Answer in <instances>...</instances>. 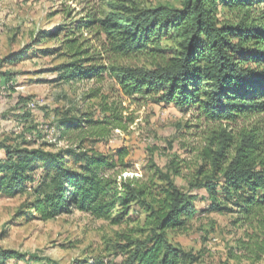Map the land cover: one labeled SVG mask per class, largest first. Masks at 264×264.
Returning <instances> with one entry per match:
<instances>
[{
	"label": "trees",
	"instance_id": "1",
	"mask_svg": "<svg viewBox=\"0 0 264 264\" xmlns=\"http://www.w3.org/2000/svg\"><path fill=\"white\" fill-rule=\"evenodd\" d=\"M103 3L105 8L88 14L82 24L68 25L70 34L58 51H66L71 62L54 71L66 81L108 78L126 97L195 109L200 120L220 124L202 154L209 170H196L186 191L165 174L159 173L164 186L154 182L158 173L147 182L126 176L131 165L124 162L125 148L102 154L85 149L82 137L86 132L105 137L104 125L123 129L121 112L115 109L102 121L66 113L57 127L76 145L50 151L0 144V195L22 194L38 170L34 200L23 204L27 213H35L29 217L46 222L78 211L115 225L130 224L129 213L139 204L149 231L141 230L142 237L121 236L124 264H202L170 243L168 232L183 230L201 213L236 212L237 222L248 223L264 213V0H183L180 8L153 9L128 0ZM220 12L228 17L220 19ZM66 29L43 37L57 38ZM82 31L88 38L81 37ZM170 40L174 48L164 46ZM28 101L19 98V103ZM97 125L100 132H92ZM171 171L181 174L176 165ZM202 201L207 206L197 208ZM242 247L252 263L264 256V240ZM24 258L0 249V264ZM91 264L109 263L94 259Z\"/></svg>",
	"mask_w": 264,
	"mask_h": 264
},
{
	"label": "rangeland",
	"instance_id": "2",
	"mask_svg": "<svg viewBox=\"0 0 264 264\" xmlns=\"http://www.w3.org/2000/svg\"><path fill=\"white\" fill-rule=\"evenodd\" d=\"M140 9L159 5L180 8L183 0H128ZM105 8L103 0H0V144L50 151L77 144L61 137L57 122L68 113L76 118L102 121L115 109L121 112L123 129L104 125L105 137L82 134L85 149L115 154L125 148L124 162L131 167L129 177L164 186L160 174L168 175L180 189L187 190L188 179L196 170H209L202 154L213 141L220 124L199 119L195 109L175 104L155 103L148 98L126 97L108 78L101 82L61 79L54 69L71 62L59 46L70 33L69 24L80 25L88 14ZM220 19L228 13H219ZM67 26L57 38L44 34ZM83 39L88 33H80ZM174 48L173 40L163 41ZM49 51L50 54L43 52ZM140 64H147L139 62ZM148 66V65H147ZM29 98L19 103V98ZM107 112L103 111L106 110ZM226 127V126H223ZM97 125L92 132H100ZM227 128V127H226ZM86 130V129H85ZM3 157L0 152V158ZM181 170L179 176L171 171ZM121 168V167H120ZM42 171L25 185L22 194L13 198L0 195V249L13 250L24 259H7L5 264H91L96 259L109 264H124L119 246L121 236L148 233L147 214L140 205L128 218L133 222L115 225L78 211L50 221L29 217L23 204L34 200V190ZM200 196L203 192H199ZM206 201L196 207H206ZM231 208V206L229 207ZM36 216V215H35ZM238 214L201 213L187 221L181 231L168 232V240L186 253L198 257L202 264H264V256L251 262L242 245L264 240V213L252 222H237Z\"/></svg>",
	"mask_w": 264,
	"mask_h": 264
}]
</instances>
